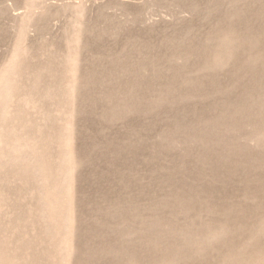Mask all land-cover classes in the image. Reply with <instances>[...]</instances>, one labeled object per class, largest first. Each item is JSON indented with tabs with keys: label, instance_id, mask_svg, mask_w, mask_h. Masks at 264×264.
I'll return each mask as SVG.
<instances>
[{
	"label": "rangeland",
	"instance_id": "rangeland-1",
	"mask_svg": "<svg viewBox=\"0 0 264 264\" xmlns=\"http://www.w3.org/2000/svg\"><path fill=\"white\" fill-rule=\"evenodd\" d=\"M0 264H264V0H0Z\"/></svg>",
	"mask_w": 264,
	"mask_h": 264
},
{
	"label": "bare ground",
	"instance_id": "bare-ground-1",
	"mask_svg": "<svg viewBox=\"0 0 264 264\" xmlns=\"http://www.w3.org/2000/svg\"><path fill=\"white\" fill-rule=\"evenodd\" d=\"M47 0H45V2H46ZM247 257V256H246Z\"/></svg>",
	"mask_w": 264,
	"mask_h": 264
}]
</instances>
